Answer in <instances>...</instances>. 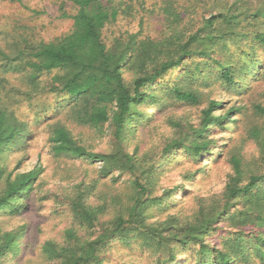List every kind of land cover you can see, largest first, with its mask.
<instances>
[{"label":"trees","instance_id":"1","mask_svg":"<svg viewBox=\"0 0 264 264\" xmlns=\"http://www.w3.org/2000/svg\"><path fill=\"white\" fill-rule=\"evenodd\" d=\"M63 1L75 9L59 7L72 21L67 34L20 35L0 47V219L27 210L44 172L9 160L46 135L53 157L83 174L62 197L40 193L68 219L63 242L41 247L50 264H108L104 254L134 242L151 264H264V132L253 119L264 117L253 89L264 82V0H159L146 9L145 0ZM147 14L159 22L154 36L144 32ZM136 16V30L107 41L108 27ZM187 108L196 118H175ZM84 130L109 137L107 147L94 151ZM246 139L258 148L250 161ZM223 154L222 190L203 193ZM24 231L0 226V264L20 258Z\"/></svg>","mask_w":264,"mask_h":264},{"label":"rangeland","instance_id":"2","mask_svg":"<svg viewBox=\"0 0 264 264\" xmlns=\"http://www.w3.org/2000/svg\"><path fill=\"white\" fill-rule=\"evenodd\" d=\"M158 2L159 0H145L144 9ZM61 5H63V9L68 15L75 14V9L69 3L65 4L63 0H0V47L3 48L7 42L20 35H27L36 41L48 42L67 34L71 30L72 21L60 18L59 7ZM138 19L139 16H136L134 20H131L132 22L128 24L125 22L119 28H115L113 25L108 27L105 31L107 41L119 31L136 30ZM145 19L144 32L148 35H156L159 28L156 16L147 14ZM128 25L130 26L126 27ZM253 89H256V93H261L259 97H256V100L264 107V82L254 85ZM241 103L245 105L247 115L251 116V99L245 97ZM197 114V110L193 108L181 109L176 111L175 118L193 120ZM253 119L257 121V127L264 132V117ZM165 132L163 136L168 137L172 134L171 132ZM82 136L96 152L103 151L109 142V137L99 138L88 130L82 131ZM137 138L130 141V148L138 141ZM161 138L162 136H158L156 143L163 141ZM246 140L243 145V154L247 161H250L257 156L258 148L252 140ZM150 147L142 146L141 152L151 151ZM48 149L47 136L40 135L35 144L29 146L24 152L14 155L9 160V166L14 168L18 159H23L19 164V171L21 172L31 170L36 163L42 165L44 172L40 177L39 188L29 200L27 210L18 217H2L0 219V226L5 231L14 230L19 226L25 227L23 241L25 246L20 258H9L4 264H50L41 254L42 245L48 240H54L58 243L63 242L62 233L68 224V219L61 213L63 206L57 205L52 199L40 202V193L48 191L62 197L66 191L68 192L79 181V177H83V174H79V172L75 174V171H73L72 167H76L78 164H73V161L68 159L54 158ZM95 169L89 168L88 172L93 175ZM210 169L211 179L203 183L199 190L203 193L211 190L216 194L222 190L226 174L229 171L227 156L223 154L217 164H213ZM171 174L176 173L172 172ZM173 177L177 179L176 175ZM174 178L161 182L162 187L173 185ZM102 184H107V181L102 182ZM195 189L193 190L194 193L199 191ZM191 198L192 196L184 200L185 206L191 205ZM123 246L122 244L116 245L107 254H104L108 264H120L128 260L133 261V264H151L148 253H141L138 242H134L128 248Z\"/></svg>","mask_w":264,"mask_h":264}]
</instances>
